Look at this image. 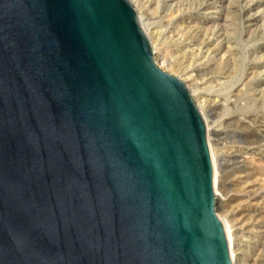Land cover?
Here are the masks:
<instances>
[{
	"label": "water",
	"instance_id": "water-1",
	"mask_svg": "<svg viewBox=\"0 0 264 264\" xmlns=\"http://www.w3.org/2000/svg\"><path fill=\"white\" fill-rule=\"evenodd\" d=\"M0 264H236L204 115L130 0H0Z\"/></svg>",
	"mask_w": 264,
	"mask_h": 264
},
{
	"label": "rangeland",
	"instance_id": "rangeland-1",
	"mask_svg": "<svg viewBox=\"0 0 264 264\" xmlns=\"http://www.w3.org/2000/svg\"><path fill=\"white\" fill-rule=\"evenodd\" d=\"M133 1L165 71L202 104L224 190L217 212L234 219L248 263L264 264V0Z\"/></svg>",
	"mask_w": 264,
	"mask_h": 264
},
{
	"label": "bare ground",
	"instance_id": "bare-ground-1",
	"mask_svg": "<svg viewBox=\"0 0 264 264\" xmlns=\"http://www.w3.org/2000/svg\"><path fill=\"white\" fill-rule=\"evenodd\" d=\"M130 1L133 3V5H134L135 8H138V6L136 4H134V1L133 0H130ZM137 13H139V18H140V20H141V22L143 24V27H144V29H145V31H146V33H147V35H148V37H149V39L151 41L153 53H154V56H155V58H156V60L158 62V65L162 69L165 70L166 68L164 67V64L163 63L166 60V56H164V58H163L164 61L163 62H160V59H161V56H162L160 54L161 53V50H160V48H158L157 41L154 40L153 37H152V35H151L150 28H149L150 27V24H148L145 21V19L147 17L144 18V16H146V15H144V13H142L140 11L139 12L137 11ZM192 95H193V97H197V94H195V92ZM196 103H197L198 107L202 109V104H201V102H199L198 99H197ZM207 130H208V127H207ZM209 133L211 135L210 128H209ZM211 152H212V160H213V164H214V190H215L216 206L217 207L221 206V208H224L223 199H221L222 198L221 196H222L224 190H223V186H222V184L220 183V180H219L218 163H217V160H216V156L214 154V151L211 150ZM220 217L222 219H224L225 221L228 222V227H229V232H230V237H231V242H232V246H233V251H234V256H235L236 264H249L248 263V260H246L244 258V255L240 251V246H239V241H238V235H237V231L235 229V225L233 223V220L234 219H232L231 216L229 214H227V213L226 214L225 213L222 214Z\"/></svg>",
	"mask_w": 264,
	"mask_h": 264
}]
</instances>
